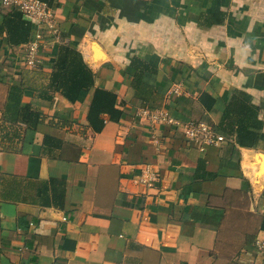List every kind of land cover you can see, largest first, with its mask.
<instances>
[{"label":"crops","instance_id":"crops-1","mask_svg":"<svg viewBox=\"0 0 264 264\" xmlns=\"http://www.w3.org/2000/svg\"><path fill=\"white\" fill-rule=\"evenodd\" d=\"M44 1L51 29L21 17L44 42L30 67L0 0V264H264V0ZM63 45L94 79L73 100L50 78ZM14 85L33 126L2 118ZM95 88L118 120L88 119ZM151 104L177 124L140 118ZM188 121L223 141H187Z\"/></svg>","mask_w":264,"mask_h":264},{"label":"trees","instance_id":"trees-1","mask_svg":"<svg viewBox=\"0 0 264 264\" xmlns=\"http://www.w3.org/2000/svg\"><path fill=\"white\" fill-rule=\"evenodd\" d=\"M46 3L49 5L48 2ZM11 10V17H15V20H17V22L19 23L16 24L14 22L8 27L9 40L14 44H19L21 42L24 44V42H27L33 36L31 24H29L26 20L21 19L23 14L20 10L15 7H11ZM75 59L79 60L76 51L70 49L69 46H61L59 54L55 56L53 62V70L50 76L51 82L54 84V88L62 90V93H64V95L71 100L78 98L79 91L82 89H88L94 82V79L92 78L91 72L90 70H88V67L83 63H79L81 62L80 60L79 62L74 64ZM135 69L136 71L132 77V87L134 88L135 96L141 99H147L146 96L152 94L153 90L152 87L143 82L142 77L145 71L153 70V68H150V66L146 65L145 63H141L140 66L136 65ZM7 100L10 101V108L13 110V116H11V114L10 116L2 115L3 120L11 123L21 121L27 126H33L34 124L31 123H35V121H38V112L32 110L28 104L21 103V91L19 87L15 85L10 87L7 95ZM114 103V93L106 89L95 88L89 106L88 119L91 121L94 114L99 115L100 112H107L110 118L118 120L122 112L114 107ZM148 109H155V106L151 104L148 106ZM241 127L242 132L240 130L239 133L238 129V137L239 135H241V137H244L243 135L247 133L243 130L245 126L241 125ZM0 136V138L3 139L5 137V134H0ZM241 143L252 145L253 141L249 143L242 140Z\"/></svg>","mask_w":264,"mask_h":264},{"label":"built area","instance_id":"built-area-1","mask_svg":"<svg viewBox=\"0 0 264 264\" xmlns=\"http://www.w3.org/2000/svg\"><path fill=\"white\" fill-rule=\"evenodd\" d=\"M1 4L17 8L25 17L36 20L40 24H45L47 28L51 29L53 26L51 7L42 0H1ZM42 44V32L36 31L34 37L23 45V60L27 66L34 67L38 64ZM182 92L181 85L178 82H174L169 90V93L175 94H181ZM137 115L151 124L159 122L177 124L170 114L160 109L140 108ZM184 128L187 141L216 145L223 141L222 134L212 124L207 122L188 121L184 124ZM146 173L154 177V174ZM256 246L263 251L264 240H258Z\"/></svg>","mask_w":264,"mask_h":264},{"label":"rangeland","instance_id":"rangeland-1","mask_svg":"<svg viewBox=\"0 0 264 264\" xmlns=\"http://www.w3.org/2000/svg\"><path fill=\"white\" fill-rule=\"evenodd\" d=\"M42 43H44V42H42ZM22 55H23V54H22ZM5 131H7L8 134H9V133H12V132H11V128H10V129L7 128V126H5L4 123L0 121V134H3ZM0 137H1V136H0Z\"/></svg>","mask_w":264,"mask_h":264}]
</instances>
